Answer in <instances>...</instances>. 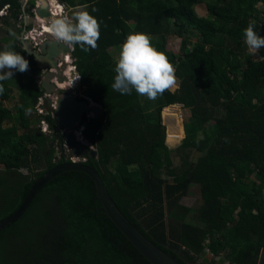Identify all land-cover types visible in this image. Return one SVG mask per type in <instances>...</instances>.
<instances>
[{
  "label": "trees",
  "instance_id": "16d2710c",
  "mask_svg": "<svg viewBox=\"0 0 264 264\" xmlns=\"http://www.w3.org/2000/svg\"><path fill=\"white\" fill-rule=\"evenodd\" d=\"M60 1L78 7L77 0ZM203 2L207 13L200 15L195 5ZM258 3L264 0H81L80 7L100 23L95 49L73 45L84 95L102 110L82 122L83 136L97 152L85 163L100 174L127 218L182 264H197L208 249L213 256L224 253L228 264H264V47L251 55L244 42L250 22L264 36ZM7 7L0 51L21 53L29 69L0 81V222L21 207L37 179L65 162L55 161L52 135L32 125L45 121L53 131L58 124L51 114L34 113L45 95L37 78L43 69L34 55L27 58L20 39L33 26L23 22V29L17 28L21 16H35L36 1L25 7L24 0H0V12ZM138 32L148 34L176 66L179 88L155 99L158 112L145 110L146 96L135 90L122 95L112 88L116 62L109 49H121L127 36ZM172 32L182 37L178 54L168 49ZM194 32L197 41L190 46ZM13 88L20 94L18 114L4 104ZM175 104L189 109L203 135L186 133L175 152L178 166L168 144L176 145L182 136L167 135L162 115ZM18 127L26 135L20 136ZM255 171L259 184L248 180ZM192 184L202 193L197 209L181 203ZM0 264L152 263L108 216L93 179L67 171L0 231Z\"/></svg>",
  "mask_w": 264,
  "mask_h": 264
},
{
  "label": "clouds",
  "instance_id": "9594fccd",
  "mask_svg": "<svg viewBox=\"0 0 264 264\" xmlns=\"http://www.w3.org/2000/svg\"><path fill=\"white\" fill-rule=\"evenodd\" d=\"M30 1L32 0L24 1L25 7L29 5ZM35 1V16H31L30 14L23 15L21 22L22 25L24 22L27 26L32 25V28L38 29V32L41 33V36L38 38V45H35L34 41L32 40H24V36H26V34L31 31V29H24L20 38L24 47H33L34 50L40 53L41 46L51 41H56L58 43L61 41L67 45H70V47H74L73 45L78 44L85 52H87L89 49H95L98 46L97 41L100 38V23L98 22V19L91 15L88 11H78L72 18L66 16L63 17L65 13V4L63 5V3L61 4L57 0H49L51 4V12L53 2L57 1L64 7L63 13H60L57 16L52 13V18H49L50 21H53L52 24H50L51 31L54 34L53 36L44 32V24L40 22V19L44 18H42L38 12V9L42 6V2L40 0ZM93 11H98V9H93ZM3 12L7 13L2 14ZM8 12L9 8L7 7L4 11L0 12V17L3 18L7 16L9 14ZM28 17H31L32 20H35V27L34 24L27 23L29 20ZM53 38L54 40H52ZM244 38V42L251 53H254L260 48L264 47V36L259 35L255 31L254 22H250L247 28L244 30ZM74 50L72 52H74ZM66 59H71L72 64L73 61H75L74 55L73 59L70 56H67ZM62 60L64 61V59ZM61 67H64V64L60 65L59 62V68L61 69ZM28 69L29 62L21 53H17L10 49L0 51V81L13 78L14 71L23 73ZM115 72L116 76L114 78L112 88L122 95H130L132 91L135 90L138 95L146 96L150 100H155L158 98V96L163 95L165 91L172 89L176 84L174 66L163 52H160L152 45L151 37L145 33L138 32L129 34L127 36L125 42L121 45L119 57L116 61ZM65 76L67 78V74H65ZM79 80H81L80 77ZM3 90V87L0 86V93H2ZM84 97V99H86L88 102L91 101L86 96ZM91 102L90 103L93 106L95 103L93 101ZM38 109L36 106V110ZM54 117H56V115H54ZM52 132L53 131H51V135ZM44 134L48 135L47 133ZM81 134L80 140H82V137L86 142H88L83 136V131ZM81 142L84 143L83 140ZM88 144L91 146L90 147L88 145L90 149L94 150V148H92L93 146L89 142ZM57 153L59 154L58 150Z\"/></svg>",
  "mask_w": 264,
  "mask_h": 264
},
{
  "label": "water",
  "instance_id": "95a60500",
  "mask_svg": "<svg viewBox=\"0 0 264 264\" xmlns=\"http://www.w3.org/2000/svg\"><path fill=\"white\" fill-rule=\"evenodd\" d=\"M40 1L42 2V6L38 9L40 16L42 18H52L50 1ZM46 45L47 43L41 46L40 53L34 50L33 47H25L27 58L34 55L40 68L43 70L51 68L42 77L38 76L37 78L43 80V89L53 96L46 104V108L50 112H55L58 121L52 132L55 141L51 143V147H56L59 151V154L55 156V161L65 160V162L50 169L36 180L21 207L13 215L0 222V231L16 223L30 207L39 192L55 177L67 171H81L87 173L93 179L99 201L111 220L152 264H182L154 244L127 218L111 197L100 174L85 163L90 157L95 158L97 152L81 142L80 135H82L81 132L84 129L82 122L85 116L89 118V114H93V117L100 116L102 113L101 106H92L86 99L80 100L72 88L62 89L52 82L55 77L58 78L60 84L67 80L66 76L63 75L67 68L65 59L67 56L73 59V52L70 45L60 41L59 46L63 49L62 53L56 54L58 58L53 59V61L46 60L52 56L50 52L48 53L49 48H45ZM61 59H64L62 70L59 68ZM53 103L56 104V108Z\"/></svg>",
  "mask_w": 264,
  "mask_h": 264
},
{
  "label": "rangeland",
  "instance_id": "374dc122",
  "mask_svg": "<svg viewBox=\"0 0 264 264\" xmlns=\"http://www.w3.org/2000/svg\"><path fill=\"white\" fill-rule=\"evenodd\" d=\"M25 1V0H24ZM59 1L61 4L62 2L60 0H57ZM65 3H63L64 5ZM77 5L78 7L74 8L72 6H69L67 4H65V13H64V16L63 17H69V18H72L74 16V14L78 11H85V8L84 7H80L81 5V0H77ZM195 9H196V12L200 15H205L207 13L206 11V2H203V3H198L195 5ZM256 9L262 13H264V5L261 4V3H258L256 5ZM1 18V17H0ZM23 18V16H21V19ZM28 21L27 23L28 24H34V27H35V20H32L31 17H28ZM74 22V21H73ZM0 28H2V30L4 29L3 27V24L2 22L0 21ZM17 28L19 29H23V25H22V22L19 23V25L17 26ZM35 28H31V31H33ZM18 32H16V35L17 36H20V32L19 30L17 29ZM24 34V33H23ZM13 36H15L13 34ZM188 36V35H187ZM196 32L193 33V36L192 35H189V40H190V46H192L196 41H197V38H196ZM16 37V36H15ZM181 42H182V37L180 35H178L177 33H171L168 37V49L176 54H178L180 52V48H181ZM120 48H116V47H113V48H110L109 49V52H110V55L112 57V59L114 60V62L117 61L118 57H119V53H120ZM246 50L249 52V49L248 47L246 48ZM258 52V50L254 53H251L249 52L251 55H256ZM215 58V62L218 63L220 61V59L218 57H214ZM64 61L61 59L60 60V63H63ZM63 67H61L62 69ZM72 69V72H71V76L69 77L67 75V80L65 82H63L62 86H66L67 88L69 89H73L76 94L79 96V98H82L84 99L85 95H84V91L86 90L85 87H83L81 84H80V80H79V75H78V71L76 70V68L74 67V61H73V64L69 67ZM68 68V69H69ZM65 69V68H64ZM174 69H175V77H176V84L175 86L171 89L172 91H176L178 88H179V79L178 77L176 76V66L174 65ZM50 71L51 68H45L43 70V72H41L42 75H40V77H42L47 71ZM53 71L55 72V70L53 69ZM68 70L66 69L65 70V73L68 74L67 72ZM78 80V81H77ZM53 81L55 82H58V78L55 77L53 79ZM43 80L41 78L38 79V83L39 84H42ZM69 82V83H68ZM75 84H74V83ZM66 87H63V88H66ZM46 95V94H45ZM50 95L48 94V96H45L44 98V101H45V104H47V101L49 100V97ZM159 98V97H158ZM91 102V101H90ZM143 102V105H144V108L145 110H150L151 111H154V112H158V109H159V105L160 103H157L155 100H150L148 99L147 97L144 98L142 100ZM92 103V102H91ZM149 104H152L150 106H147ZM5 106L10 108L13 113L15 114H18V108H19V104H20V94L19 92L17 91V89L13 88V90L11 91V96H10V99L5 101L4 102ZM39 105V104H38ZM37 105V106H38ZM93 106H96V104H93ZM173 106V105H172ZM176 106V107H175ZM45 108V107H44ZM41 109L39 108L38 110H34V113L35 114H40ZM37 112V113H36ZM44 112H45V115H48V114H52L53 117L55 114V112H49L48 109L46 110V108L44 109ZM169 114H172L174 115V117L176 118L175 122H177L179 124V129L180 131L177 132V134L179 135H182V139L179 143H177L176 145H170L168 144L170 150H171V158L174 162L173 166H178L179 163H180V158L175 154L176 152V148L182 143L183 139H184V136L186 135L187 132H191V131H194L195 133L198 134V137L199 139L202 138V133L201 131L199 130L198 127V123L197 121H194V118H192L191 114H190V111L189 109H185L183 105L181 104H175L173 106V108H169V107H166L163 109L162 111V115H163V120H164V124L167 126V135H168V129H169V125L167 123V119H174L173 117H169L171 115ZM93 114H89V117H92ZM166 115V117H165ZM41 116V115H40ZM43 116V115H42ZM166 118V120H165ZM6 125H10L9 122L6 123ZM19 125V124H18ZM33 126L35 127H40V130L44 133H47L48 135H51V131L49 132L47 126L45 124H41V123H33L32 124ZM19 130H20V136H24L26 135V131H24L22 128L18 127ZM206 129L208 131H211L213 128L212 126H209L207 125L206 126ZM171 130V129H170ZM80 134V133H79ZM168 137V136H167ZM81 139L83 140V142L87 145L88 142H86L82 137ZM90 146V145H89ZM91 147V146H90ZM94 148V147H92ZM95 150V148H94ZM57 153V151H56ZM58 155V153H57ZM254 167V166H253ZM45 168V164H42L40 166V169H44ZM256 170V169H255ZM163 176L164 177H168L169 176V170L168 169H165L164 172H163ZM260 174L258 173V171H255L254 174L251 175L250 178H248L249 181L251 182H255L257 184L260 183ZM203 202V199H202V193L200 191V188L197 184H192L189 186V189H188V192L187 194L184 196V198H182L181 200V203L182 205L188 207V208H192V209H197L198 207L201 206ZM187 220L188 221H192L193 220V217L190 215H188L187 217ZM223 243L225 244L226 243V239L223 240ZM224 253H221L219 256H213V254L209 251V249L206 251V254H204L200 260H198L197 264H228L227 262H225L224 260Z\"/></svg>",
  "mask_w": 264,
  "mask_h": 264
},
{
  "label": "bare ground",
  "instance_id": "6f19581e",
  "mask_svg": "<svg viewBox=\"0 0 264 264\" xmlns=\"http://www.w3.org/2000/svg\"><path fill=\"white\" fill-rule=\"evenodd\" d=\"M63 12H64V7L59 2H57V1L56 2H53V5H52V13H54V15L57 16L60 13H63ZM40 22H42L44 24V27H43L44 32L49 33V34H51V35L54 36L53 32L51 31V25H50V24H52L53 21H50L49 18H44V19H40ZM52 40H54V38ZM45 48H49L48 53L50 52V54H52V56L50 58L46 59V60H50V61H53V59H57L58 57H56V54L58 55V53H62V51H63L62 47H60L59 46V43L56 42V41H51V42L47 43V45H46ZM65 61L67 63V70L69 71V72L67 71L68 74L67 73H65V74H67L70 77L71 76V72H72V69L69 68L71 66V59H65ZM58 85H60V84H58ZM54 104L55 103H53V105ZM56 107L57 106L55 104V108ZM167 123L169 125L168 126L169 129H171L172 132L175 130V128L178 127L177 124H176V122L174 121V119L167 120Z\"/></svg>",
  "mask_w": 264,
  "mask_h": 264
},
{
  "label": "built area",
  "instance_id": "2783aa9c",
  "mask_svg": "<svg viewBox=\"0 0 264 264\" xmlns=\"http://www.w3.org/2000/svg\"><path fill=\"white\" fill-rule=\"evenodd\" d=\"M7 12H3L2 14H6ZM41 36V33L38 32V29H34L33 31H30L28 34H26V36H24V40H32L34 41L35 45H38L39 41L38 38ZM71 50H74V47H71ZM69 58V57H68ZM63 63H60V65H62ZM76 68V67H75ZM40 105H43V100L40 99L39 101V105L37 106V109L40 108ZM40 114H44L43 109H41V111H39ZM45 124L49 130V126L47 124V122H42V125ZM50 131V130H49Z\"/></svg>",
  "mask_w": 264,
  "mask_h": 264
},
{
  "label": "flooded vegetation",
  "instance_id": "af4514ba",
  "mask_svg": "<svg viewBox=\"0 0 264 264\" xmlns=\"http://www.w3.org/2000/svg\"><path fill=\"white\" fill-rule=\"evenodd\" d=\"M63 75L65 76V73H63ZM61 76H62V74H61ZM52 82L55 84V85H57L58 87H60V88H62V89H64L63 87L64 86H62L60 83H59V81L58 82H55V81H53L52 80ZM58 84H60V85H58ZM42 85V84H41ZM45 94L46 95H44L43 97H42V100H43V105H40V109H43V111H44V109L46 108V105H44L45 104V101H44V98H45V96H48V93L45 91ZM50 95V94H49ZM50 98L49 99H51L53 96L52 95H50L49 96ZM54 99H56V98H54ZM39 104V103H38ZM45 107V108H44ZM46 110H47V108H46ZM44 115H45V112H44ZM49 115V114H48ZM52 115V114H51ZM53 116V115H52ZM42 123V122H41ZM55 140V139H54ZM54 140L52 141V142H54Z\"/></svg>",
  "mask_w": 264,
  "mask_h": 264
},
{
  "label": "crops",
  "instance_id": "0c3cea01",
  "mask_svg": "<svg viewBox=\"0 0 264 264\" xmlns=\"http://www.w3.org/2000/svg\"><path fill=\"white\" fill-rule=\"evenodd\" d=\"M176 107V106H175ZM169 108H173V106H171V107H169ZM169 115H171V116H169V117H173L174 118V121L176 120V118L174 117V115H172V114H169ZM165 117H166V115H165ZM167 118V117H166ZM166 118H165V120H166ZM168 120V119H167ZM166 120V121H167ZM176 124H177V128H175V130L172 132L170 129H168V132L170 133V134H172V135H177V136H182V135H179V134H177V132H179L180 131V129H179V124L176 122ZM183 137V136H182Z\"/></svg>",
  "mask_w": 264,
  "mask_h": 264
}]
</instances>
